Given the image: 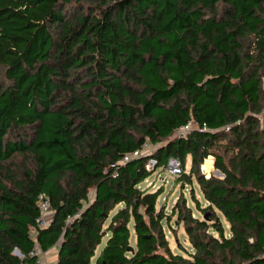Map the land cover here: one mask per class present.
Here are the masks:
<instances>
[{"label": "trees", "instance_id": "1", "mask_svg": "<svg viewBox=\"0 0 264 264\" xmlns=\"http://www.w3.org/2000/svg\"><path fill=\"white\" fill-rule=\"evenodd\" d=\"M171 160L202 218L143 186ZM34 228L54 264H264V0H0V264Z\"/></svg>", "mask_w": 264, "mask_h": 264}, {"label": "rangeland", "instance_id": "2", "mask_svg": "<svg viewBox=\"0 0 264 264\" xmlns=\"http://www.w3.org/2000/svg\"><path fill=\"white\" fill-rule=\"evenodd\" d=\"M75 4H76V2L74 1L72 6H70L68 8L69 9L68 10V14H70V12L71 13L74 12ZM149 151L150 152H154L155 151L154 147H149V148H146L144 150L145 153L146 152L148 153ZM208 162H210L211 165H208ZM214 163H215V161H214L213 158L207 159L205 161V163L203 164V166L204 165L205 166L204 167L202 166V171L206 174L205 175L206 177H209V176L213 175L215 177L222 178L223 177L222 174L218 173L219 171H217L215 169ZM206 164L208 166H206ZM190 168H191V159L189 158L187 160L186 170L189 172ZM205 169H208V170L210 169L209 173H206ZM170 172L171 171L169 170V167L167 169H165V168L158 169L151 176V178H149L148 181L146 183H144V185H143L145 187H150V190H152V191H157L158 189L162 188V193H161V195H160V197L158 199L157 208L161 209L164 206L167 215H170L172 210H173L174 205H176V203L180 201L179 199L182 196H184V197H186V200H187V206L191 207V209H192L193 217L202 218V214L198 211V209L196 207V204H195L194 200L191 197V189H192V187L188 185L183 190L182 187H181V184L177 183L176 175H173ZM194 189H195V193H196L197 199L203 205H205L204 198H203L202 194L200 193L199 187H198V185L196 183L194 185ZM222 220H224L223 217H222ZM172 225L174 226L176 234H174L173 232H170L168 227L165 228L166 234H167V239L170 242V246H171L172 250L176 254H182V255H187L186 251L192 253L193 252V248H192L191 244L189 243L188 236H187V234L185 232L184 225L180 224V226H179L176 216L172 219ZM106 242H107V239L105 238L103 240L102 245H100V247L97 250L98 254L104 248ZM179 245H182L184 247V249L182 250V248H179ZM46 255H47L46 258H47L48 262L50 263L53 260H55V258L57 256V250H54L51 253H48Z\"/></svg>", "mask_w": 264, "mask_h": 264}, {"label": "built area", "instance_id": "3", "mask_svg": "<svg viewBox=\"0 0 264 264\" xmlns=\"http://www.w3.org/2000/svg\"><path fill=\"white\" fill-rule=\"evenodd\" d=\"M193 128V125L191 123H189L187 126L183 127L178 134L184 136L188 131H190ZM203 131L206 129H202ZM151 146H146V148H149ZM144 149V150H145ZM143 151H137L132 155H129L125 158V160L129 161L131 159H135L144 155H150L152 152H144ZM157 166V162L156 160H154L153 158H151L147 164V170L148 171H152L155 167ZM169 170L171 171L170 173L173 175H180L182 173V169H181V164L178 161L175 160H171L169 165ZM39 210H40V217L37 219V226L40 229L46 228L49 224L50 221L52 219L53 216V212H52V207L50 204L49 199L46 196H40V204H39ZM36 235H37V228L32 229L31 233H30V237L35 241V245L34 248L32 249V251L30 252V257H34L37 258V264H54V261L52 262H48L47 258H46V254L42 251L40 245L38 244V242L36 241Z\"/></svg>", "mask_w": 264, "mask_h": 264}, {"label": "water", "instance_id": "4", "mask_svg": "<svg viewBox=\"0 0 264 264\" xmlns=\"http://www.w3.org/2000/svg\"><path fill=\"white\" fill-rule=\"evenodd\" d=\"M204 166H205V165H204ZM204 166H203V167H204ZM218 173H220V172H218ZM203 174L206 175L204 172H203ZM128 251L133 253V252H134V248H133V247H129V248H128ZM16 254H17L18 256L20 255L18 252H17Z\"/></svg>", "mask_w": 264, "mask_h": 264}, {"label": "crops", "instance_id": "5", "mask_svg": "<svg viewBox=\"0 0 264 264\" xmlns=\"http://www.w3.org/2000/svg\"><path fill=\"white\" fill-rule=\"evenodd\" d=\"M54 250H57V249H54ZM54 250H53V251H54ZM56 258H57V256H56ZM56 258H55V260H56ZM55 260H53V261H55Z\"/></svg>", "mask_w": 264, "mask_h": 264}]
</instances>
